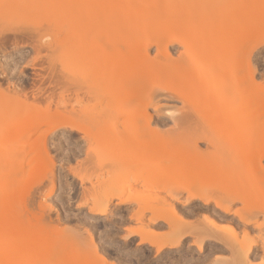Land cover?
I'll return each instance as SVG.
<instances>
[{"label":"rangeland","instance_id":"374dc122","mask_svg":"<svg viewBox=\"0 0 264 264\" xmlns=\"http://www.w3.org/2000/svg\"><path fill=\"white\" fill-rule=\"evenodd\" d=\"M221 1L0 0V264H264V0Z\"/></svg>","mask_w":264,"mask_h":264},{"label":"bare ground","instance_id":"6f19581e","mask_svg":"<svg viewBox=\"0 0 264 264\" xmlns=\"http://www.w3.org/2000/svg\"><path fill=\"white\" fill-rule=\"evenodd\" d=\"M231 1L232 0H223V1H221V2H223V3H221V6H220V8H222L223 10L222 11H224L223 12V14H225V12L227 11V10H231V9H233V5H235L234 4V2L232 1V3H231ZM245 1H247V0H245ZM244 1V2H245ZM253 1V0H252ZM249 2V4H250V1H248ZM248 2L246 3V4H248ZM260 2H262V1H260ZM252 4L250 5V6H252L253 5V2H251ZM255 3H256V1H255ZM245 4V5H246ZM257 5H255L254 6V8L256 7V6H258V5H260V4H258V3H256ZM243 5H244V3H243ZM243 6V8H245L246 6H248L247 7V9L248 8H250V6L249 5H246V6ZM253 7V6H252ZM263 7V6H262ZM256 8H258V7H256ZM255 8V9H256ZM238 9V8H237ZM251 9V8H250ZM254 9V10H255ZM264 9V8H263ZM234 10V9H233ZM242 10V9H241ZM253 10V11H254ZM257 10H259V11H261L262 10V8H261V6H259V9H256V11L255 12H257ZM243 11H244V9H243ZM250 11H252V10H250ZM264 11V10H263ZM245 13H246V10H245ZM250 13V12H249ZM238 15H239V12L237 13ZM242 14H244V13H242ZM251 14V13H250ZM262 15H263V13H262ZM262 15H261V17H262ZM227 16V13L225 14V16L224 17H226ZM230 16V18H228V20H226L227 18H225V20H224V22H222L220 25L221 26H219L220 27V29H221V35H226L227 36V32H228V29L231 31V29H230V26L232 25H234V23H235V19H231V17L233 16H231V15H229ZM241 16V15H240ZM246 16H248V14L246 15ZM255 16H256V14H255ZM223 17V18H224ZM235 18V17H234ZM238 18V17H237ZM243 18V17H242ZM256 19L258 18L257 16L255 17ZM264 18V17H263ZM229 19H231V20H229ZM253 19V18H252ZM249 20V19H248ZM251 20V19H250ZM254 20V19H253ZM261 20V19H260ZM232 21H234V22H232ZM255 21V20H254ZM256 21H259L258 19L256 20ZM264 20H261V21H259V23L260 22H263ZM150 22V21H149ZM226 22H229V23H226ZM238 23V22H237ZM244 23V24H243ZM257 23V22H256ZM239 24V23H238ZM242 24L244 25V28H245V30H244V32H242V33H245L246 32V34L245 35H242V37H241V39L239 40V43L238 44H240L241 43V45H239V47L236 49V52H235V56H236V60L238 61L239 60V57H240V63H243L242 64V66H243V71H245V72H243V74L244 75H242V73L241 74H239V76L241 75V77H238V79L237 78H235L237 81H236V84H237V86L239 87H242L243 86V89H245L244 87H248L247 85H249V84H251V85H249L251 88L254 86V88H257V90L258 91H260V89H258V88H264V87H261L260 85H262L261 84V82L262 81H258V80H256L255 79V76H254V73H255V71H256V69L252 66V63H251V58L250 57H252V56H250V54H251V52L253 51H251V47H248V46H250V44L254 41L253 40V38H251L250 37V34H251V32L249 33L248 32V29H250L251 30V27L253 26H255L256 28L257 27H259V26H256V25H252V24H254V23H252L251 21H250V24H249V22L246 20V22H242ZM261 24V23H260ZM263 24V23H262ZM171 25V24H170ZM259 25V24H258ZM236 26H234L233 28H235ZM262 27V26H261ZM152 28V27H151ZM239 27H237V29H238ZM242 28V27H241ZM150 29V28H149ZM241 30V29H240ZM222 31L224 32L223 34H222ZM229 31V32H230ZM233 31V30H232ZM251 31H253V29L251 30ZM233 33V32H232ZM248 33H249V35H248ZM229 34V33H228ZM224 35V36H225ZM223 36V37H224ZM225 36V37H226ZM230 36V35H229ZM233 37V36H232ZM253 37V36H252ZM240 38V37H239ZM222 39H225V38H222ZM132 41V40H131ZM134 41V40H133ZM136 42V41H135ZM133 43V42H132ZM137 43V42H136ZM130 43H128V44H125L126 46L127 45H129ZM134 45V44H133ZM132 45V47H135V46H133ZM126 46H125V48H126ZM131 46V44L129 45V46H127V47H129V49L131 48L130 47ZM119 48V47H118ZM124 48V49H125ZM137 48H140V46H137V47H135L134 49H137ZM120 50H121V48H119ZM239 49V50H238ZM241 49V50H240ZM120 50H118V51H120ZM131 50H133V48H131ZM126 51H127V48H126ZM129 51V50H128ZM135 51V50H134ZM133 51V52H134ZM241 51V52H240ZM131 52V51H130ZM132 52V53H133ZM240 52V53H239ZM233 53V52H232ZM134 54V53H133ZM139 54V53H138ZM238 56V57H237ZM114 57V56H113ZM136 58V57H135ZM242 59V60H241ZM136 61V60H135ZM243 61V62H242ZM253 62V61H252ZM233 63V62H232ZM239 63V62H238ZM234 65V64H233ZM256 67V66H255ZM142 77V76H141ZM226 78V77H225ZM240 78H242V80L240 79ZM223 80H225V79H223ZM133 81V80H132ZM138 81V80H137ZM234 81V80H233ZM71 82V81H70ZM131 82V81H130ZM227 82V81H226ZM242 82H243V84H242ZM138 83H139V81H138ZM245 83V84H244ZM249 83V84H248ZM63 84V83H62ZM66 84V83H65ZM232 84V83H231ZM239 84H241V85H239ZM253 84V85H252ZM127 85V84H126ZM136 85H137V83H136ZM260 86V87H258V86ZM16 86V85H15ZM129 86H131V84L129 85ZM256 86V87H255ZM239 87V88H240ZM1 88V87H0ZM249 88V87H248ZM72 89V88H71ZM264 90V89H263ZM17 91V92H16ZM250 91V90H249ZM14 92H16V93H21V92H18V90L17 89H15V91ZM91 92V91H90ZM15 93V94H16ZM87 93V92H86ZM22 94V93H21ZM21 94H19L21 97H22V95ZM262 94V93H261ZM25 95V94H24ZM19 96V97H20ZM61 97H63V96H61ZM264 97V96H263ZM23 98V97H22ZM22 98H21V100H22ZM26 98V104H30V105H37V103L35 102V104H34V101H32L33 102V104H31V101H29V100H27V97H25L24 96V99ZM29 98V97H28ZM64 98V97H63ZM30 99V98H29ZM60 99H62V98H60ZM83 99V98H82ZM37 101V100H36ZM50 101V100H49ZM60 101V100H59ZM28 102H30V103H28ZM62 102H63V100H62ZM66 102V101H65ZM261 102V101H260ZM259 102V103H260ZM47 103H48V101H47ZM50 103L51 102H49L48 103V107H49V105H50ZM152 103V100H151V98L148 100V102H147V104L146 105H148V104H151ZM256 103V102H255ZM258 103V104H259ZM62 104V103H61ZM35 105V106H36ZM40 105V104H39ZM38 105V106H39ZM57 105L58 106H60V104H58L57 103ZM64 105V104H63ZM45 106V105H44ZM43 106V107H44ZM52 106V105H51ZM40 107V106H39ZM39 107H37V108H39ZM40 108H42V107H40ZM39 108V109H40ZM57 108V107H56ZM146 108V107H145ZM44 109V108H43ZM42 109V110H43ZM58 109V108H57ZM45 110H48V108L47 109H45ZM50 110V109H49ZM59 110V109H58ZM254 110V109H253ZM259 111H260V109H259ZM264 110H262V112H263ZM247 112H249V111H247ZM69 113V112H68ZM250 113H251V111H250ZM249 113V114H250ZM61 114V113H60ZM188 114V113H187ZM187 114H186V116H187ZM193 114V113H192ZM254 114H257V113H255L254 112ZM261 114V113H260ZM139 115V114H138ZM185 115V114H184ZM190 116V115H189ZM188 116V117H189ZM250 116V115H249ZM255 116V115H254ZM152 115L151 114H149L147 111H146V109H144L143 108V110H141V113H140V120H139V122H140V124H141V126L143 125L145 128H147L149 131H151L153 128L151 127V123H152ZM193 117V116H192ZM258 117H259V113H258ZM261 117V116H260ZM247 118V117H246ZM254 118V117H253ZM256 118V117H255ZM192 119V118H191ZM264 119V118H263ZM262 119V120H263ZM255 122V121H254ZM135 125V124H134ZM140 126V125H139ZM140 129V128H139ZM252 132V131H251ZM256 133V132H255ZM250 137V136H249ZM263 137V136H262ZM253 139H254V137H253ZM260 139V138H259ZM249 140V139H248ZM252 139H250V141H251ZM258 142V141H257ZM263 142V141H262ZM263 145V144H262ZM241 146V145H240ZM249 146H251V144L249 145ZM260 146V145H259ZM150 147V146H149ZM244 147V146H243ZM242 147V148H243ZM249 148V147H248ZM245 149H246V147H245ZM259 149V148H258ZM240 150H242V149H240ZM253 150V149H252ZM236 151H237V149H236ZM230 153V152H229ZM218 154V153H217ZM228 154V153H227ZM231 154V153H230ZM229 155V154H228ZM232 155V154H231ZM246 156V155H245ZM248 156V155H247ZM256 161V160H255ZM261 165V164H260ZM216 181V182H215ZM223 182H225V181H222L221 182V180L218 182V180L217 179H215L214 180V182H212L211 184L209 183V187L210 188H217V189H219V191L221 190V191H224V192H226L225 190L227 189V190H229V188L231 189V186L230 185H227L226 183V185L223 183ZM227 186V187H226ZM229 187V188H228ZM205 192V191H204ZM200 193L199 195L201 196V197H203V199H204V203H208L211 199L210 198H208V197H205V193ZM227 193H228V191H227ZM230 198H231V196H230ZM230 198H229V200H230ZM242 198V197H241ZM234 199V198H233ZM169 205V204H168ZM166 206V205H165ZM170 206V205H169ZM226 207V206H225ZM101 208V207H100ZM166 208V207H165ZM170 208H171V210H172V217H176L177 219H179V217H178V215H177V211L175 210V208H173L172 206H170L169 207V210H170ZM102 209H105V210H102ZM101 210H98L99 211V213L101 212V211H103V212H105L106 211V208L105 207H103ZM170 210V211H171ZM225 210V209H224ZM102 212V213H103ZM170 213V214H171ZM173 214H174V216H173ZM175 220V219H174ZM180 220V219H179ZM181 221V220H180ZM182 222V221H181ZM177 223H178V220H177ZM179 224H181V223H179ZM182 224H183V222H182ZM142 232H143V230H141ZM150 231V230H149ZM141 232V233H142ZM145 233L146 234H144V232L142 233V235L145 237H143L142 236V238H144V239H146L147 237V240H149V241H155V238L157 239L158 238V236L157 237H155L154 236V234H156V233H153V234H151L152 233V231L151 232H147L146 230H145ZM148 233H150V234H148ZM171 235V234H170ZM181 238H182V236L181 237H179L176 241H175V243H178L179 241H181Z\"/></svg>","mask_w":264,"mask_h":264}]
</instances>
